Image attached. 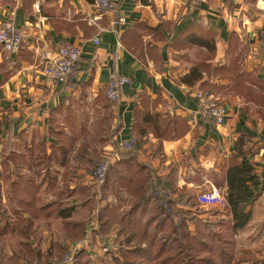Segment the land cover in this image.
Returning a JSON list of instances; mask_svg holds the SVG:
<instances>
[{
	"label": "crops",
	"instance_id": "0c3cea01",
	"mask_svg": "<svg viewBox=\"0 0 264 264\" xmlns=\"http://www.w3.org/2000/svg\"><path fill=\"white\" fill-rule=\"evenodd\" d=\"M114 1L126 20L120 29L112 13L94 17L92 0H0V24L12 21L23 37L13 56L0 48V166L9 169L0 200L7 215L13 224L30 217L12 187L31 184L36 208L59 200L80 224L101 207L144 215V223L154 205L139 197L158 182L175 202H191L173 211L191 235L200 227V237L211 223L219 232L232 227L228 209L197 205L202 184L226 196L227 171L250 166L260 193L235 235V259L264 264V0ZM65 45L81 54L73 78L55 85L41 76L39 54ZM194 70L200 78L193 83ZM113 71L129 79L117 104L105 94ZM194 91L217 100L222 125L200 116ZM131 139L135 152L116 153L117 142ZM92 153L109 169L100 188L89 182ZM32 222L34 252L42 259L58 253L66 241L60 219L36 210ZM118 230L104 235L118 247L112 257L134 248ZM18 246L16 240L9 257L22 259Z\"/></svg>",
	"mask_w": 264,
	"mask_h": 264
},
{
	"label": "trees",
	"instance_id": "16d2710c",
	"mask_svg": "<svg viewBox=\"0 0 264 264\" xmlns=\"http://www.w3.org/2000/svg\"><path fill=\"white\" fill-rule=\"evenodd\" d=\"M190 78L194 83L199 80L200 76L197 77V72L194 70ZM193 83L189 87L192 88ZM259 99L263 102V94L259 96ZM100 164L107 163L102 160L95 164L89 178ZM8 173V166L3 163V166H0V193L1 187L5 184L3 180L8 176ZM153 185V187L149 185V188L139 197V201L152 199L154 205L151 215L144 223L142 222L144 215L140 219H135L131 213L119 216L115 209L101 207V209L92 212L93 214L90 213L83 225L71 220L72 215L69 207H63L59 200L48 206L40 204L41 206L36 208V202H39V199L33 191V185L28 184V187H23L20 190L17 184H13V192L21 191L20 197L25 204L22 203L23 207L25 210H31L32 214L26 219H17L13 224L12 217L7 215L0 200V243L14 237L19 244L17 252L22 254L21 259L13 252L6 264H57L61 262L63 255L69 253V245L78 243L85 238L86 226L91 220H95L98 225V230L94 233L104 236L115 225H118L117 238L122 239L121 236H125L126 239H123L125 246L130 247L131 243L134 244V248L131 250L122 251L123 249H121L118 257H112L110 253H107L102 258H98L102 264H242L235 259V235L247 226L251 216L247 208L257 200L260 193L258 177L250 166H233L226 174L225 199L228 204L227 213L231 216L232 222L230 230L226 227L225 231L219 232V225L211 223L206 228L207 234L200 237L198 236L200 232L199 234L197 232V230L200 231V227L195 229L196 236L191 235L185 219L173 211L175 204L183 205L185 203L186 206H192L191 202L188 200L175 202L160 183L154 182ZM36 210L39 212V217L44 219H60L64 238L68 241L60 243L58 253L43 259L39 255L40 252H34L36 248L31 247L29 240L30 228L33 226L32 218L35 217ZM131 210H135V207ZM175 219L180 222L175 224ZM189 223L196 227L192 220ZM148 227L152 231H148ZM143 244L145 246L142 248ZM71 264H96V259L89 252L79 250L74 254Z\"/></svg>",
	"mask_w": 264,
	"mask_h": 264
},
{
	"label": "built area",
	"instance_id": "2783aa9c",
	"mask_svg": "<svg viewBox=\"0 0 264 264\" xmlns=\"http://www.w3.org/2000/svg\"><path fill=\"white\" fill-rule=\"evenodd\" d=\"M204 2V0H194V3ZM93 12L96 19L104 13L113 14V28H123L126 20L119 12V7L114 0H93ZM23 37L17 30L12 21L7 20L0 24V48L8 55L17 54ZM97 44L98 40L95 39ZM80 50L71 45H65L50 52L42 50L39 54L41 65V76L48 79L55 85H66L75 75L76 68L80 58ZM129 84V79L119 75L116 71L111 72L106 87V98L110 104H117L122 95V88ZM193 98L198 104V112L204 119L210 120L215 126H220L224 122L225 113L221 105L217 103L211 95H205L200 91L192 93ZM116 153H127L136 151L138 144L133 140L119 141L115 145ZM109 172L107 164L98 165L91 174L90 183L101 187ZM195 201L201 208H219L227 210L228 204L225 196L217 190L211 182H204L200 192L195 195ZM97 222L91 220L86 226L87 233L85 238L78 243L69 245V253L63 255L61 262L57 264H71L74 254L79 250L89 252L95 259L104 256L107 253L115 255L118 247L113 250V246L108 243L104 236L94 232L98 230Z\"/></svg>",
	"mask_w": 264,
	"mask_h": 264
},
{
	"label": "rangeland",
	"instance_id": "374dc122",
	"mask_svg": "<svg viewBox=\"0 0 264 264\" xmlns=\"http://www.w3.org/2000/svg\"><path fill=\"white\" fill-rule=\"evenodd\" d=\"M91 158H93V159L95 158V156H93V153L91 154ZM94 160L92 162L88 163L89 164L88 169H90V168L92 169L93 166L96 164L95 163L96 160L95 161ZM71 169L72 168H70V170ZM96 187L100 188L99 186H96ZM51 230L57 231V228L52 227ZM204 234H207V232H205ZM15 241L16 240L9 239L7 241L5 240L4 242L0 243V264H6L5 260L7 259V257H9V252L13 251V248H11V246L15 245ZM65 242H68V241L66 240ZM14 249H16V248H14ZM115 249H116V247L113 248V250H115ZM96 262H98V264H102L100 261H98V259H96Z\"/></svg>",
	"mask_w": 264,
	"mask_h": 264
}]
</instances>
